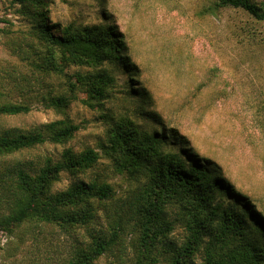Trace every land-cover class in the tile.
<instances>
[{"label":"rangeland","instance_id":"374dc122","mask_svg":"<svg viewBox=\"0 0 264 264\" xmlns=\"http://www.w3.org/2000/svg\"><path fill=\"white\" fill-rule=\"evenodd\" d=\"M216 1L48 0L50 21L112 25L130 64L113 70L114 87L102 107L73 101L60 110L45 106L42 98L62 91L64 76L33 70L21 57H32L38 47L34 18L17 0H0V100H26L31 106L27 113L0 115V131H30L66 117L81 124L63 143L45 142L0 157V215L9 205V185L2 177L8 181L16 167L36 170L48 156L59 160L66 148L91 147L100 157L86 170H63L52 192L92 180L107 182L113 190L109 199H93L96 216L87 227L27 224L14 233L0 231V264H66L76 247L89 242L90 232L110 235L120 226L112 249L94 264L136 263L140 230L135 206L142 202L146 177L120 170L118 160L103 150L106 115L111 114L128 115L151 131L176 128L264 216V19L240 7H218ZM89 69L70 65L65 72ZM130 81V86L140 84L144 101L130 96ZM164 210L173 224L166 240L181 246L188 233L182 209L167 203ZM9 249L18 252L7 256ZM154 254L147 264H171L167 245L158 244ZM203 258L201 250L192 264H202Z\"/></svg>","mask_w":264,"mask_h":264},{"label":"trees","instance_id":"16d2710c","mask_svg":"<svg viewBox=\"0 0 264 264\" xmlns=\"http://www.w3.org/2000/svg\"><path fill=\"white\" fill-rule=\"evenodd\" d=\"M17 1L35 20L32 33L38 46L32 57L27 54L21 57L28 60L33 70L56 72L65 78L62 91L43 96L44 105L62 110L78 101L90 108L102 107L114 87L113 70L130 66L118 31L108 23L50 21L48 0ZM215 5L240 7L264 19V0L260 3L217 0ZM70 65L91 69L65 72V67ZM131 82H127L130 96L144 101L147 95L140 84L134 87L130 86ZM30 110L26 100H0V115ZM106 118L109 126L103 142L105 153L118 160L120 170L146 177L140 195L142 202L135 206L140 230L135 264L154 260L158 244L167 245L172 252L171 264H192L194 255L201 250L204 251L202 264H264V216L255 211L246 196L235 191L217 164L201 156L174 127L167 132L163 128L151 131L125 114L106 115ZM80 128L81 124L66 117L30 131H0V157L45 142L63 143ZM99 157L91 147L78 152L66 148L59 160L48 156L36 170L16 167L9 171L8 181L1 179L9 185V205L8 211L0 215V231L14 233L27 224L31 227L56 224L65 230L89 226L96 216L93 199L105 200L113 195L109 183L79 181L55 193L51 189L63 170H86ZM167 203L178 204L182 209L181 217L188 233L181 246L166 240L173 228L165 216ZM121 228L113 227L110 235L90 232L89 242L76 247L66 264H94L112 249ZM17 249H9L6 255H16Z\"/></svg>","mask_w":264,"mask_h":264}]
</instances>
